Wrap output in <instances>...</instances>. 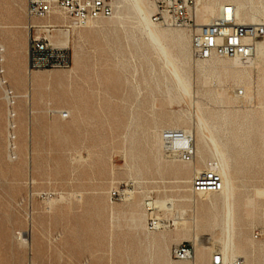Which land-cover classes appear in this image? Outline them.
Segmentation results:
<instances>
[{"label": "rangeland", "instance_id": "374dc122", "mask_svg": "<svg viewBox=\"0 0 264 264\" xmlns=\"http://www.w3.org/2000/svg\"><path fill=\"white\" fill-rule=\"evenodd\" d=\"M112 1V17L70 33V69L30 72L23 67L27 0H0L5 76L16 95L12 153L0 84L1 264H186L173 260L171 250L182 241L194 243V232L197 250H205L207 259L224 245L225 258L239 255L246 264H264V248L252 240V229L264 222V50L248 60H200L188 30L156 22L161 29L187 34L185 53L170 41L183 57L185 84L142 12L145 6ZM202 1L203 7L207 0ZM210 1L219 8L243 3L242 21L264 24V0ZM149 5L152 18L154 0ZM33 73L43 76L47 87L43 94L34 88L29 99L21 95ZM59 110H72L71 116L63 119ZM169 127L196 133L193 162L167 156L161 131ZM196 167L218 168L227 193L232 184V230L229 199L224 201L222 192L192 191ZM113 189L132 195L112 202ZM148 196L174 202L170 210L157 208L160 229L148 227L143 203ZM137 215L145 217L144 227L137 226ZM29 232L33 248L23 239ZM178 232L186 234L177 238ZM231 232L236 247L230 244ZM162 233L170 238L162 239ZM161 249L169 262L158 259Z\"/></svg>", "mask_w": 264, "mask_h": 264}, {"label": "built area", "instance_id": "2783aa9c", "mask_svg": "<svg viewBox=\"0 0 264 264\" xmlns=\"http://www.w3.org/2000/svg\"><path fill=\"white\" fill-rule=\"evenodd\" d=\"M201 2L202 0H154L155 13L152 18L157 23L188 30L192 49L200 60L215 57L251 58L256 53L257 41L264 36V24L239 21L232 5L225 8L221 6L210 23L201 24L198 20ZM113 14L112 0H27L29 71L70 69L73 66L70 33L98 20L110 18ZM4 52V48L0 46V84L7 101L9 149L14 153L12 133L16 126V95L7 84ZM238 93L243 91L239 90ZM58 113L63 119L71 116L68 110H59ZM161 139L168 157L187 163L195 160L196 136L192 131L185 128H164ZM223 186V177L219 171L208 174L198 172L191 181L192 191L197 194L221 192ZM131 195L128 189L109 191L112 202L124 200ZM143 203L149 216L148 227L152 230L164 227L162 219L155 214L157 208L152 198L145 197ZM252 240L257 246L264 248V222L252 229ZM171 257L186 264H246L242 256L225 258L220 248L215 249L206 262H200L196 245L190 241L175 244Z\"/></svg>", "mask_w": 264, "mask_h": 264}, {"label": "bare ground", "instance_id": "6f19581e", "mask_svg": "<svg viewBox=\"0 0 264 264\" xmlns=\"http://www.w3.org/2000/svg\"><path fill=\"white\" fill-rule=\"evenodd\" d=\"M139 4H140V6L142 7V6H145V9L144 10H142V12L143 11H145V14L144 15H146L145 17H146V19L148 20V22L151 24V26H153L156 30H155V34H156V36L159 38V40L163 43V45H162V49L164 50V53H165V55L168 57V58H170L171 59V61L174 63V65H175V69H176V71H177V74L180 76V78H181V80L185 83V84H187L188 83V78H187V75L185 74V68H184V66H183V64H182V62H184V60H183V57L181 56V55H179V54H176V53H174V51L172 50V48H171V45H170V41H175L176 43H177V45L179 46V49L181 50V52L182 53H185V48H184V45H183V42H184V40L186 41L187 40V34L184 32V31H179V30H170V29H161V28H159L158 27V25H157V23L152 19V18H150V12H151V10H150V5H149V0H136ZM117 2L118 3H121L122 2V0H117ZM202 4H203V1L201 2V6H200V9H199V12H198V20H199V22L201 23V24H208V23H210L211 22V20L213 19V17H215L216 15H217V13H218V11H219V6H217L215 3H213V2H211L210 0H207L206 2H205V4L203 5V7H202ZM229 5H232L233 6V9H234V11H235V13H236V15H237V18H238V20L239 21H241V22H245V21H242V19H244L243 18V12H242V7L244 6V4L243 3H236V4H222L221 6H223L224 8L226 7V6H229ZM220 6V7H221ZM141 8V9H142ZM228 10H230V8L228 9ZM143 15V16H144ZM144 18V17H143ZM145 19V18H144ZM252 19H254V20H257V16H256V14L254 13V14H252ZM139 20H141V19H139ZM142 21V25H144V26H146L145 25V23H144V21H143V19L141 20ZM147 24V23H146ZM149 25V24H148ZM150 27V26H149ZM148 27V29H150ZM168 27H170V26H168ZM176 28V27H175ZM180 29H182V28H180ZM150 33L149 34H151V30L149 31ZM71 40V38H70V36H69V41ZM158 40V41H159ZM154 43V42H153ZM159 44H161V43H159ZM256 45H257V50H259V51H263L264 50V40H262V38H260L258 41H257V43H256ZM0 46L2 47V48H4V50H5V46L3 45V44H0ZM157 49V48H156ZM157 52V51H156ZM160 56V55H159ZM234 58H236V57H234ZM238 59H240L239 57H237L236 58V60H238ZM242 59V58H241ZM248 59H252V57L251 58H248ZM248 59H243V60H248ZM178 62H181V63H178ZM27 96H29L30 94H26ZM179 119H182V117H178ZM177 120V119H176ZM186 120V119H185ZM178 123V122H177ZM180 124H181V122H180ZM169 128H182V127H169ZM186 129V128H185ZM189 130V129H188ZM190 131H192V130H190ZM193 133H194V131H192ZM195 134V136H196V133H194ZM160 138V137H159ZM197 141L199 142V144L201 145V146H204V143H205V138H204V136H203V134H202V132H201V130H197ZM161 142V141H160ZM14 152V151H13ZM196 153H197V148H196ZM222 153H223V155L225 154V152L222 150ZM173 160H175V159H173ZM187 163V162H186ZM191 163V162H190ZM171 167V166H170ZM177 170V169H176ZM179 172H182L180 169L178 170ZM214 171H219V169L217 168L216 170H205V169H202V168H198V167H196L195 169H194V173H193V178H194V176L198 173V172H202V173H204V174H208V173H210V172H214ZM174 172V171H173ZM220 172V171H219ZM221 174V173H220ZM222 175V177H223V174H221ZM192 178V179H193ZM192 181V180H191ZM223 181H224V177H223ZM221 192H222V194L225 196V199H224V201L226 200V198L227 199H229L228 200V210L230 211V218H229V227H230V229L232 230L233 228H234V201H235V198L233 197V186H232V184L230 185V187H229V190H228V193H227V191H226V186H225V182H224V186H223V189L221 190ZM211 193H214V192H206V193H200V195H208V194H211ZM264 195V194H263ZM65 199V198H64ZM49 200V199H48ZM238 203V202H237ZM249 203H250V205H254V203H255V200L254 199H249ZM154 204H155V206H156V208H159V209H162V208H166V209H168V210H170V209H172L173 208V206H174V202H173V200L172 199H156V200H154ZM50 208V207H49ZM184 211H182V213H183ZM253 216V215H252ZM195 217V216H194ZM144 219H145V217H143L142 215H137V216H135V218H134V220H135V222H136V224H137V226H139V227H144V224H143V221H144ZM223 223H224V219H223V221H222ZM177 223H180V221H177ZM185 234L186 233H184V232H178V236H177V238H180V237H182V236H185ZM193 234V233H192ZM232 232H231V240H230V244L231 245H233V247H236V243H235V241H234V239L232 238ZM27 235V234H26ZM194 237L193 238H195V239H193V240H195L194 241V244L196 245V242L198 241L197 239V237H198V234H197V232H194ZM30 232H29V236L27 237V238H23L25 241H27L28 242V247L29 248H33L34 247V245H35V242H34V238L33 239H31L30 238ZM200 236V235H199ZM240 236V235H239ZM242 236V235H241ZM161 237H162V239H164V240H168L170 237H169V235L167 234V233H162V235H161ZM148 239H151L152 241H154V242H157L159 239L157 238V236H148L147 237ZM200 239V238H199ZM225 241H226V239H224L223 240V243L225 244ZM166 244H167V242H166ZM232 247V248H233ZM197 248V247H196ZM209 248V247H208ZM223 248H224V245H223ZM223 248L221 249L222 250V252H223ZM206 249V248H205ZM198 250H200V249H198ZM197 250V257H198V259L200 260V262H206L208 259L207 258H205V255L207 254V252L205 251V250H203V249H201V251H198ZM213 252V251H212ZM236 256H239V255H234V256H232L231 258H233V257H236ZM166 257V254H165V252H164V250H160V252L158 253V259L161 261L162 259H166L165 261L166 262H169V260H168V258H165ZM172 258V257H171ZM34 263V262H33ZM35 264V263H34Z\"/></svg>", "mask_w": 264, "mask_h": 264}, {"label": "crops", "instance_id": "0c3cea01", "mask_svg": "<svg viewBox=\"0 0 264 264\" xmlns=\"http://www.w3.org/2000/svg\"><path fill=\"white\" fill-rule=\"evenodd\" d=\"M23 59H24V63H23L24 66L23 67L25 68L26 65H27V70H29L28 69V61H29L28 50L25 52ZM28 80H29V84H30L29 85V89H28V91L25 94H23L21 96H27L26 94H30L27 97L29 99H31L32 98V90H34V88L36 90L35 92L43 94V92L41 90L43 88L47 87V85H46L47 82H46V80H45V78L43 76L37 75L35 73L28 74ZM32 84L34 86H32ZM70 111H72V110H70Z\"/></svg>", "mask_w": 264, "mask_h": 264}]
</instances>
